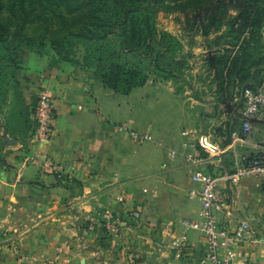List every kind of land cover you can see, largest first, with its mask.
Instances as JSON below:
<instances>
[{"label": "crops", "instance_id": "0c3cea01", "mask_svg": "<svg viewBox=\"0 0 264 264\" xmlns=\"http://www.w3.org/2000/svg\"><path fill=\"white\" fill-rule=\"evenodd\" d=\"M32 52L24 71L53 97L56 120L46 144L7 133L0 230L11 235L0 236V264H208L205 241L183 224L199 220L202 209V185L192 177L209 170L221 177L233 172L239 154H264V130L235 134L221 154L209 155L194 136L183 135L199 130L188 99L173 81L156 80L146 84L166 87L175 117L147 130L131 121L147 137L138 142L110 121L107 102L125 94L104 86L94 69ZM189 155H198L196 163L187 164ZM220 220L227 227L247 221L255 229L236 248V264H264V178L245 175ZM182 238L178 248L175 240Z\"/></svg>", "mask_w": 264, "mask_h": 264}, {"label": "rangeland", "instance_id": "374dc122", "mask_svg": "<svg viewBox=\"0 0 264 264\" xmlns=\"http://www.w3.org/2000/svg\"><path fill=\"white\" fill-rule=\"evenodd\" d=\"M173 1L162 5L155 19L159 30L169 32L181 42L177 60L183 68L181 80L173 81L175 89L188 99L199 129L195 131L196 136L209 135V141L221 154L227 143L234 142L235 134L243 136L242 89L264 77V26L260 20L264 15V0H240L241 5L245 4L240 11L233 0ZM51 30L46 25L32 27L28 40L19 45L20 68L6 67L0 74V161L7 154L8 132L20 138L31 135L33 140L34 106L38 92L44 88L25 72L23 60L29 59L34 54L32 51L42 50L44 56L85 66V47L60 39L62 47L57 45L55 50L52 37L44 35ZM244 31L248 36L242 35ZM6 65V62L0 63V66ZM156 80L161 79L150 76L147 82ZM115 98L107 102L112 124L129 125L134 121L140 130H147L151 123L163 121L167 125L175 117L174 101L164 86L158 90L148 83L131 96L115 95ZM253 130H264V125L254 126ZM151 144L146 142L145 147ZM209 172L216 176L213 170ZM5 234L11 235L0 230L1 238H6ZM194 234L189 233L192 238Z\"/></svg>", "mask_w": 264, "mask_h": 264}, {"label": "trees", "instance_id": "16d2710c", "mask_svg": "<svg viewBox=\"0 0 264 264\" xmlns=\"http://www.w3.org/2000/svg\"><path fill=\"white\" fill-rule=\"evenodd\" d=\"M233 1L239 11L245 8L240 0ZM172 2L175 1L0 0V63H7L0 66V74L6 67L20 68V43L28 40L32 27L46 25L52 30L44 35L52 37L55 50L62 47L61 40L82 44L84 67L95 69L104 86L116 93L129 94L145 85L150 76L179 81L183 66L177 54L182 49L181 42L159 30L155 19L162 5ZM260 20L264 21V15ZM259 81L243 89L254 87Z\"/></svg>", "mask_w": 264, "mask_h": 264}, {"label": "built area", "instance_id": "2783aa9c", "mask_svg": "<svg viewBox=\"0 0 264 264\" xmlns=\"http://www.w3.org/2000/svg\"><path fill=\"white\" fill-rule=\"evenodd\" d=\"M243 104L240 109L243 135L248 137L252 134L254 126L264 125V77L254 87L242 90ZM32 124V137L34 142L46 144L51 139L52 129L56 120V110L51 94L42 89L38 92ZM117 131L128 134L133 140L144 142L147 137L141 136L127 124L117 125ZM187 138L194 136L198 146L209 155L216 154L217 147L205 136L196 137L195 132L184 131ZM263 154V153H262ZM175 153L171 152L170 157ZM198 155H189L186 158L187 164L196 163ZM236 167L231 173H225L221 177L214 176L209 171H196L192 177L194 182L202 185L198 194L202 204L199 220H184L186 232L197 231L206 244L205 260L208 264H236V248L244 243L248 236L255 233L253 226L243 221L236 227L223 226L220 220L221 215L226 214L228 201L233 194L239 192L241 180L245 175L254 173L264 178V154L263 156H251L239 154L236 156ZM223 180V186L220 181ZM231 194V196H230ZM192 195H196L195 192ZM124 203V197L118 198ZM108 226L114 224L111 214L106 215ZM264 241V240H263ZM184 239H176L175 245L178 248L184 247Z\"/></svg>", "mask_w": 264, "mask_h": 264}]
</instances>
